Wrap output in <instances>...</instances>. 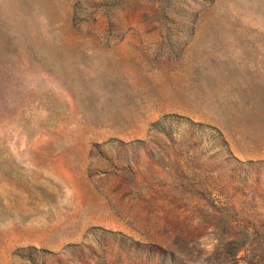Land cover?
Returning <instances> with one entry per match:
<instances>
[{"label": "rangeland", "instance_id": "obj_1", "mask_svg": "<svg viewBox=\"0 0 264 264\" xmlns=\"http://www.w3.org/2000/svg\"><path fill=\"white\" fill-rule=\"evenodd\" d=\"M0 264H264V0H0Z\"/></svg>", "mask_w": 264, "mask_h": 264}]
</instances>
